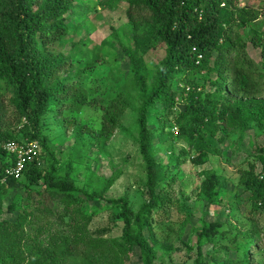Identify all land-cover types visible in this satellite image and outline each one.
Masks as SVG:
<instances>
[{"label":"trees","instance_id":"16d2710c","mask_svg":"<svg viewBox=\"0 0 264 264\" xmlns=\"http://www.w3.org/2000/svg\"><path fill=\"white\" fill-rule=\"evenodd\" d=\"M122 3L126 21L112 28L111 35L129 61L136 95L115 99L111 108L123 106L134 114L135 140L146 173L145 199L136 212L126 197L106 196L114 179L100 193H88L74 184L72 160L60 176L42 132L47 115L60 118L87 103L81 90L82 70L72 74L73 58L63 53L65 38L83 27L88 15L116 10ZM158 48L162 57L146 82L142 73L146 56ZM250 50L258 52L259 63ZM201 73L212 76L210 92L192 80ZM185 79L187 100L172 126L158 123L150 128V112L159 105L171 113L180 93L176 88ZM0 82L8 87V96H0V141H37L48 158V168L42 165L43 157L41 164L29 161L19 180L0 185V198L12 188L7 212L16 213L14 219L4 218L0 210V264H71L74 259L79 260L76 264H125L135 248L142 264H155L156 231L172 205L165 193V170L178 158L171 154L167 164L159 163L154 141L166 137V128L176 127L179 137L193 145L197 159L203 161L209 153H220L209 146L212 137L218 139L219 130L235 131L242 142L255 126L264 129V12L240 7L235 0H0ZM6 110L12 118L8 123ZM116 111L102 115L96 142L104 145L116 130ZM83 130L76 126V137ZM0 156L4 158L1 173L7 154L0 149ZM251 157L257 163L239 171L237 185L248 194L250 212H264V143L255 146ZM205 173L201 192L212 202L223 179L215 171ZM94 199L119 210L123 223L119 240L103 238L88 228L92 214L79 206ZM181 209L185 212V205ZM217 234H227L219 222L205 223L197 232L194 264H206L201 243L213 241ZM233 241L241 255L235 264H251L252 257L264 250L254 228L243 241ZM162 248L169 249L165 244Z\"/></svg>","mask_w":264,"mask_h":264},{"label":"rangeland","instance_id":"374dc122","mask_svg":"<svg viewBox=\"0 0 264 264\" xmlns=\"http://www.w3.org/2000/svg\"><path fill=\"white\" fill-rule=\"evenodd\" d=\"M235 4L240 7H254L264 12V0H235ZM125 10L126 4L122 3L116 10L100 11L95 16L88 15L83 27L67 35L63 53L73 58L72 74L76 70H82L81 90L87 97V103L80 109L63 112L60 118L52 114L47 115L43 118L42 132L47 137L48 148L57 159L56 167L60 176L63 174L64 165L72 160L71 176L74 184L88 193H100L106 182L114 179L106 196L126 197L132 210L136 212L145 199L146 173L135 140L132 110L115 105L118 124L116 130L104 145L96 142V134L102 126V115L115 111L111 108L113 101L136 95L130 78L129 61L111 35L112 28H117L126 21ZM250 54L259 63L258 52L250 50ZM161 57L160 48L146 56L147 63L142 72L146 82H150L154 63ZM191 77L192 75L188 78ZM211 78L212 76L201 73L194 74L192 80L210 92ZM188 87L185 79L176 88L180 93L171 113L162 110L159 105L150 112V128L155 129L158 123H170L172 126L173 119L183 109L187 100L184 96ZM0 96H8V87L4 82H0ZM2 102L8 109L6 100L2 99ZM5 112L7 118H4V121L8 123L12 118L8 115V110ZM161 113L164 117L160 118ZM76 126L84 128L79 137L74 133ZM172 133V129L166 128V137L159 142L154 141V154L159 163L167 164L171 154L178 158L169 165V170H165V193L170 196L172 205L156 231L158 241L154 244V251L157 258L154 263L194 264L198 245L197 232L205 223L219 222L227 234H217L213 241H202L203 257L206 264H235L240 261L241 255L236 251L233 240L243 241L245 234L254 228L255 233L264 241V212H250L248 194L243 193V189L237 185L239 171L248 168L250 163H257L251 155L255 146L264 143V129L255 126L242 136V142H239L235 131L219 130L218 139L212 137L209 146L216 148L220 153H209L203 161L197 159L198 153L193 145L190 146L184 138ZM182 151H186V154L182 155ZM42 156V165L48 168V158L46 155ZM3 160V156H0V167ZM256 170L260 172L258 164ZM210 171H215L223 179V186L216 189L217 194L212 202L201 192L205 172ZM12 193V188H9L0 198V210L4 218L14 219L16 216V213L7 212ZM182 205H185L188 218L187 213L181 209ZM79 208L86 214H92V219L87 225L91 232L103 238L119 240L123 223L117 208L98 199L85 201ZM145 232L147 233V230ZM161 244L162 247L163 244L167 245L169 249L164 251ZM76 263H79L78 259L71 262ZM125 264H142L137 248ZM251 264H264V250L252 257Z\"/></svg>","mask_w":264,"mask_h":264},{"label":"built area","instance_id":"2783aa9c","mask_svg":"<svg viewBox=\"0 0 264 264\" xmlns=\"http://www.w3.org/2000/svg\"><path fill=\"white\" fill-rule=\"evenodd\" d=\"M176 135V127H172ZM0 149L7 154L6 165L0 173V185H6L9 180H19L29 161H36L41 164L42 153L37 141H0Z\"/></svg>","mask_w":264,"mask_h":264}]
</instances>
